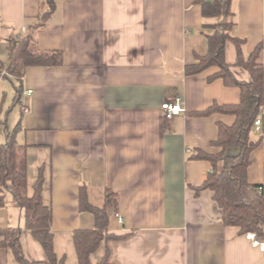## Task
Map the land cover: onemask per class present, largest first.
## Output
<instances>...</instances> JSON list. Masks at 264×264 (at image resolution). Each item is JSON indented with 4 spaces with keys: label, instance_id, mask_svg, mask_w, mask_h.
I'll use <instances>...</instances> for the list:
<instances>
[{
    "label": "crops",
    "instance_id": "0c3cea01",
    "mask_svg": "<svg viewBox=\"0 0 264 264\" xmlns=\"http://www.w3.org/2000/svg\"><path fill=\"white\" fill-rule=\"evenodd\" d=\"M53 2L44 20L48 0H0L1 62L9 61V39L30 31L39 50L62 52L61 64L26 69L17 100L19 82L5 71L0 75V105L7 118L0 143L14 133L26 158L30 195L43 176L42 198L53 210L57 255L79 264L73 233L95 226L94 214L80 206L85 185L89 202L99 208L106 206L107 188L117 193L108 228L123 236L103 241L91 254L93 264L101 262L107 245L114 264H264V251L246 232L224 223L213 192L196 191L211 169L196 154L220 151L213 144L219 123L235 121L232 114L198 112L214 103L238 104L242 92L223 78L210 79L218 66L192 75L186 66L208 53L206 34L226 17L204 16L202 0ZM230 4L227 18L234 23L232 35L244 41L243 57L263 44L264 65V0ZM226 61L238 80L251 81L250 72L237 64L234 42L226 45ZM178 96L185 111L166 119L162 104ZM251 138L259 144L250 154L248 178L264 189V133L254 131ZM7 228H21L26 260L46 261L11 193L0 206V229ZM0 264L22 261L12 248L0 247Z\"/></svg>",
    "mask_w": 264,
    "mask_h": 264
},
{
    "label": "trees",
    "instance_id": "16d2710c",
    "mask_svg": "<svg viewBox=\"0 0 264 264\" xmlns=\"http://www.w3.org/2000/svg\"><path fill=\"white\" fill-rule=\"evenodd\" d=\"M204 16L229 17L231 13V0H202ZM48 10L42 14L45 20L53 12L55 3L48 0ZM234 23L223 20L212 26L214 31L206 34L209 50L206 55L198 56V61L186 66L188 75L197 74L203 70L218 66L220 70L212 75L223 78L227 84L237 85L241 88L242 98L238 104L214 103L199 115H210L214 112L232 114L235 121L232 125L219 123V136L213 142L221 148L216 153L199 150L197 159L208 160L211 169L204 183L196 188L197 192L209 189L213 198L223 211V221L226 225L237 226L245 233L254 231L261 239L264 238V192H260V184L251 183L248 178L250 154L258 146L259 140H252L253 125L260 114L264 104V65L261 61L263 44H259L252 54L245 59L241 53L242 39L234 37L231 33ZM231 41L238 48L237 64L250 72L251 81L238 80L231 65L226 61V45ZM10 56L7 64L0 61V75L5 71L7 77L14 78V99L20 98L23 92L22 78L30 66H53L62 63V52H43L37 47L34 31L27 33L22 39L13 36L9 39ZM7 129V118L0 105V130ZM237 148V153H229L228 149ZM222 164V166H220ZM44 178L40 174L33 194L28 192L27 163L21 145L16 141L13 132L7 133L4 143H0V206L5 205L6 194L11 193L16 203L24 209L25 225L32 231L35 239L41 244L46 261L31 262L23 257L20 234L21 228L0 229V247L12 248L22 264H67L64 257H59L54 248L53 210L44 203L42 198ZM117 193L106 189V206L99 208L88 200L85 185L80 189V206L82 210L89 211L95 216V226L91 229H78L73 233L79 264H93L91 254L94 253L103 241L121 239L109 232L108 209L117 208ZM110 248L99 264H114L110 258Z\"/></svg>",
    "mask_w": 264,
    "mask_h": 264
},
{
    "label": "built area",
    "instance_id": "2783aa9c",
    "mask_svg": "<svg viewBox=\"0 0 264 264\" xmlns=\"http://www.w3.org/2000/svg\"><path fill=\"white\" fill-rule=\"evenodd\" d=\"M32 90H28L27 94H30ZM162 110L164 117L170 119L173 116L180 114L185 111L184 101L181 97H175L172 100L165 101L162 104ZM253 130L256 133H264V111H261L260 114L254 121ZM260 192H264L263 187L259 188ZM117 217L120 222H123L122 215L117 213ZM246 237L252 241V244L256 247H259L264 251V240L260 239L254 231L246 232Z\"/></svg>",
    "mask_w": 264,
    "mask_h": 264
},
{
    "label": "rangeland",
    "instance_id": "374dc122",
    "mask_svg": "<svg viewBox=\"0 0 264 264\" xmlns=\"http://www.w3.org/2000/svg\"><path fill=\"white\" fill-rule=\"evenodd\" d=\"M226 20H229V18H226ZM19 105H18V107H16L15 109H14V111H13V114L14 113H19ZM13 114L11 115V116H13ZM9 126H12L11 124H12V120H9ZM0 135L2 136V135H4V130L2 129L1 131H0Z\"/></svg>",
    "mask_w": 264,
    "mask_h": 264
},
{
    "label": "water",
    "instance_id": "95a60500",
    "mask_svg": "<svg viewBox=\"0 0 264 264\" xmlns=\"http://www.w3.org/2000/svg\"><path fill=\"white\" fill-rule=\"evenodd\" d=\"M116 212V206L113 204L111 208L108 209L109 215H112Z\"/></svg>",
    "mask_w": 264,
    "mask_h": 264
}]
</instances>
